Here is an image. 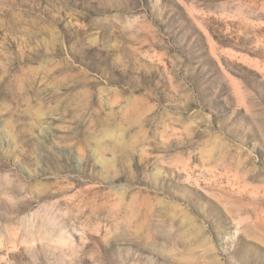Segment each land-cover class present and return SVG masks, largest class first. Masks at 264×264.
Returning a JSON list of instances; mask_svg holds the SVG:
<instances>
[{
    "label": "rangeland",
    "instance_id": "1",
    "mask_svg": "<svg viewBox=\"0 0 264 264\" xmlns=\"http://www.w3.org/2000/svg\"><path fill=\"white\" fill-rule=\"evenodd\" d=\"M0 264H264V0H0Z\"/></svg>",
    "mask_w": 264,
    "mask_h": 264
}]
</instances>
